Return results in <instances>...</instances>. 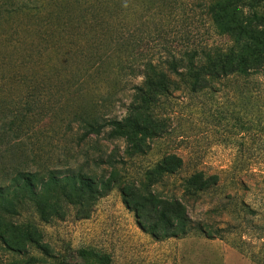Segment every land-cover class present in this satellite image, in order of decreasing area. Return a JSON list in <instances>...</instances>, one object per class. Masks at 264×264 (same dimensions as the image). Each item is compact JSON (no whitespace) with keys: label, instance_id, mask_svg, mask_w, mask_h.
Wrapping results in <instances>:
<instances>
[{"label":"rangeland","instance_id":"1","mask_svg":"<svg viewBox=\"0 0 264 264\" xmlns=\"http://www.w3.org/2000/svg\"><path fill=\"white\" fill-rule=\"evenodd\" d=\"M81 1L89 4L41 0L0 21V186L11 248L0 243V264H88L82 250L106 264H257L214 231L231 224V242L254 236L235 223L241 200L264 203V74L199 92L172 78L151 112L133 114L145 131L83 140L88 121L142 104L134 88L143 64L230 40L205 11L211 0ZM83 15L98 20L77 31ZM169 155L183 161L175 173L159 166ZM80 170L85 185L68 183ZM198 170L220 186L194 191L186 180ZM19 172L35 177L31 188L20 189ZM163 214L173 237L149 230L169 224Z\"/></svg>","mask_w":264,"mask_h":264},{"label":"trees","instance_id":"2","mask_svg":"<svg viewBox=\"0 0 264 264\" xmlns=\"http://www.w3.org/2000/svg\"><path fill=\"white\" fill-rule=\"evenodd\" d=\"M83 2L74 0L75 5L89 4L87 1V3ZM90 2L99 4L104 2L109 6H113V3L117 5V2L113 1L112 3L110 0H91ZM31 3L40 5L41 0H0V21L7 16H19L25 5H30ZM204 7L217 32L227 37L230 40V44L227 47H211L201 51H189L179 58L171 54L164 61V66L153 61L146 62L143 64L139 74L143 77V82L134 88L136 90L134 97L140 95L142 104L139 106L131 104V114L122 118L110 117L99 122L88 121L83 126L84 133L81 136L83 140L88 139L93 134L99 135L103 132L107 133L108 138L115 139L119 137L127 138V136L132 137L139 131H145L146 128L142 126L141 122L134 121L133 114L138 110L151 112V105L156 101V97L169 92L171 85L175 82L172 78H179L190 88L189 90L199 92L205 88H214L217 84L231 82L237 77L252 79L257 78V75L264 74V0H211ZM42 11H45V9ZM104 19L106 23L110 20ZM96 20L98 18L91 19L83 15L79 20L81 26L76 27L77 31H80L82 27L91 26L90 24ZM47 22L44 21L43 25L39 23L44 27ZM113 39L111 43L120 42L122 37L116 36ZM130 69L134 71L136 67L131 66ZM182 163L183 161L178 156L169 155L163 159L159 166L160 168L163 167L167 173H175L182 168ZM25 173L32 174L29 172ZM23 175L24 172H19L17 175L22 180V183L19 184L20 189L31 188L35 177L31 175L22 177ZM86 176L85 171L80 170L77 174L68 176L66 179L68 183L71 179L72 183L81 182L80 184L85 185ZM186 181L190 183L194 191L199 192L220 186V178L218 176L207 175L201 170L194 172ZM6 198L3 186H0V243L7 249H11L4 234L9 231L6 220L7 215L10 214ZM175 204L178 205V202H175ZM240 204L244 218L242 221L238 220L235 224L240 227L247 223L253 230L254 236L249 238V240L241 238L240 242H231L229 233L235 232L230 228L231 224H227L226 228H218L214 233L220 239L230 243L242 254L250 257L257 264H264V203H249L241 200ZM154 209L158 212V208L155 207ZM162 218L168 220L169 224L164 227L159 224L151 225L149 230L152 235L155 237L175 236V232H172L171 215L163 214ZM141 226L145 227L144 225ZM182 230V233L187 232L185 226H183ZM80 253L88 264H106V256L98 253L92 254V252L85 250Z\"/></svg>","mask_w":264,"mask_h":264}]
</instances>
